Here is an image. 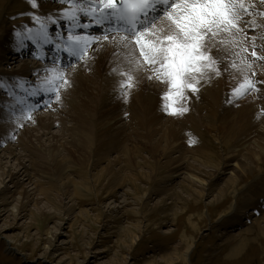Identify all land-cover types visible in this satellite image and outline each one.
Instances as JSON below:
<instances>
[{
  "label": "rangeland",
  "instance_id": "obj_1",
  "mask_svg": "<svg viewBox=\"0 0 264 264\" xmlns=\"http://www.w3.org/2000/svg\"><path fill=\"white\" fill-rule=\"evenodd\" d=\"M254 1L259 2L253 0V3ZM38 8L39 5L33 8L28 0H0V22L4 9H6L7 21L6 24L0 25V42L8 28L12 29L16 25L30 22L31 17L25 16L27 10H33L36 13ZM259 8L264 11V6ZM257 9L256 6L253 12ZM252 18L246 15L242 18L240 25L246 27L248 25L246 22ZM254 18L257 24L264 25V19L255 16ZM161 21L157 24L159 25ZM261 30H264V27L246 31L248 36L250 35L247 38L248 45H252L250 38L258 37ZM255 50L258 55L264 56V50ZM249 53L241 51L240 56L247 57ZM6 56L8 60L12 58L11 66L0 65V81L6 84L16 82V78L10 80L7 77H13L12 75L22 66L23 60L32 65L41 64L38 61L30 62L26 60L29 59L27 57L20 59L17 56ZM13 58L19 61L14 63ZM257 61L252 65V71L257 80L264 81V63ZM56 66L59 65L56 64ZM72 68L61 70L67 72ZM46 74L51 76V73L40 75L46 77ZM40 75L29 80L38 79ZM227 75L223 74V78L228 83L223 80L224 88H222L230 92L236 80L235 78L231 80ZM239 75L244 77L242 72ZM218 77L220 78L221 75ZM35 82L37 83L38 80ZM157 83H159L157 85L164 84L159 81ZM67 87L70 88L69 85L60 87L59 102L53 97L50 106L33 112L31 120L20 119L21 114L13 111L15 107L12 105L16 103L15 98L8 97V103H6L5 93L2 90L7 87L4 85L2 90L0 89V132H8L5 136L10 145L9 148L16 154L25 156L27 152L21 147H24L26 139L30 136L33 143L38 144L39 141L36 139L38 135L42 138L41 144L44 143V146L59 139L63 143L67 142L66 145L64 144L66 149L60 146L58 154L68 166L58 181L54 182L46 177L44 179V176L51 178L44 173L41 177H37V167L41 164L42 166L51 164L52 159L47 155L33 153L37 163H35L36 166H32L29 173L34 175L32 177L37 182V186H34L33 181L28 183L24 179V182L22 181L24 184L13 189V184L11 186L5 173H18V160L6 154L4 150L6 145L0 147V160L2 159L0 161L2 174L0 203L8 198L7 203L0 206V209L2 208L0 211V264H264V233H260L258 229L259 225L264 227V160L260 162V170L250 173L240 181L234 194L229 193L218 202L215 200L230 177L229 175L220 177L226 159L231 155L241 158L243 154H247L248 150L249 155L251 150L262 151L263 149L260 148L261 145L260 147L248 145L251 129H242L246 122L242 127H239L241 122L238 126L235 124L233 131L229 132L232 125L223 116L214 124L210 119L212 111L203 107L205 111L198 112V107L194 105L197 100H192L189 102L190 108L188 105L189 110L182 116H173L165 111L155 114L152 120L159 124L149 131L145 130V127H138L136 118L140 117L134 114L136 111L131 112L133 109L131 104H128L131 100L128 99L125 100L127 107L122 111L126 118L125 124H122V130L127 131V136L130 135L129 140L124 141L121 139L123 137L113 135L114 141H110V137V144L107 142L105 148L101 145L102 150H98L101 158L106 160L104 159L105 161L98 167L92 168L90 161L83 163L84 153L75 147L78 146L77 137L81 135L80 120L77 116L80 114L83 116L86 113L83 106L78 108L73 103L63 101L62 94ZM257 93L258 91H250L246 96L250 97ZM196 103L199 104V101ZM238 105L228 106L224 113L233 107L241 109V104ZM10 106L11 110H8ZM263 110L259 108L257 113H264ZM98 112L100 110L95 111L96 118ZM15 114L18 115L15 116ZM193 117L200 121L197 126L189 124ZM14 118H18L14 127L20 124L22 126L13 128V132L10 128L13 127ZM37 118L47 119L46 121L52 123L50 132L46 129L41 130L35 124ZM87 118L92 122V117L87 116ZM166 124L175 125L178 131L180 130L179 142H183L180 153L171 149L176 141L171 143V140L164 142L162 139V132L167 128ZM91 129L93 132L89 131L88 134L91 136L88 135V138H91L92 149L96 150L98 140L94 129ZM25 130L28 131L27 136L24 135ZM149 132L153 135L152 143H139L141 145H136L135 149L130 147L131 141L143 142L141 134L147 135ZM118 137L122 142L118 140ZM2 140L0 138L1 142ZM192 140L195 143H190ZM74 141L76 142L73 145ZM108 146L110 148H107ZM179 156H184L185 160L177 162ZM179 164L183 165V170L175 174L174 168ZM120 169L123 170L120 171ZM118 171L124 178L120 185V179L114 177ZM22 178H19L20 181ZM61 180L67 186L66 195L61 194L59 187ZM210 186L214 189L213 196H208ZM7 187L11 188L13 193H7L6 197L2 194ZM79 188L81 191H78ZM24 190L36 193L34 196L36 203L27 205L23 203ZM42 191L48 192L50 196L45 197ZM246 211L247 214L243 215ZM238 222L242 224L239 225ZM51 243L58 249L56 259L45 257L46 247ZM191 245L192 249L188 257H184V253ZM238 245L241 246L240 251L233 255L232 251Z\"/></svg>",
  "mask_w": 264,
  "mask_h": 264
},
{
  "label": "bare ground",
  "instance_id": "obj_2",
  "mask_svg": "<svg viewBox=\"0 0 264 264\" xmlns=\"http://www.w3.org/2000/svg\"><path fill=\"white\" fill-rule=\"evenodd\" d=\"M249 1H252V0H246V3H250ZM37 4L39 5V8L37 9L36 13L33 10H27L25 12V16L28 15L29 17H31L30 22L24 23L23 25H19V26L16 25L17 27L15 26L12 29L8 28L6 35L3 37V39L0 42V65L7 64L6 66H11L10 61L12 60V58L8 60L6 55H11L13 57L17 56L20 59L21 58L24 59L25 57H32L33 61L37 60L38 62H41V65L38 63H34L32 65V64L26 63V61L23 60L22 66L18 69V71L15 74L12 75L13 78H16L19 83H23L24 81H30L29 79L32 76L37 77L38 75H40L42 73H49V72H46L45 69L53 67V63H52L53 58L57 57L54 55V53H57V55H59V57L63 61V64H61L60 61H57L56 64H58V65L59 64H61V65L69 64L67 59L60 56L61 54L64 55L65 52H63V51H59V53L57 52V50L55 48V43L58 41L56 39V36L53 35L54 34L53 31H55V30H53V31L50 30V28H55L56 30L63 28V29H66L68 31V28H70L71 25L68 24L64 19H58V15L64 9H67L69 7V5L68 4H61V3L57 2V0H37ZM5 10L6 9L3 10V16L1 18L0 25L7 23L6 18H5V15H6ZM34 17H40L41 19L39 21H37L36 19H34ZM52 20H57V23L55 25H53L51 23ZM41 23H44L48 26V30L53 37V44H51V45H40V44L33 43V41L28 38L29 35H31L28 30L32 29L33 33H34L37 29H39ZM165 23H167V21L162 20L159 23V25L165 24ZM247 26L245 27V26L240 25V27L242 29H244V32L236 34V39L240 43L239 47H237L235 49H231V50H225L224 48H221V51L218 54V57L223 59V63L220 65V67L222 69L221 74H220L221 77L219 78L215 74H212L211 80H209L207 82H202V86L200 88L199 93L196 95L189 94L191 96V98L185 103V106L188 107L190 101H192V100L199 101V104L196 103L197 101L194 103V105L196 107H198L197 111L201 113L203 110V107H204V109H208L209 111H212L210 119L212 122H214V124H215V122L219 121L220 117L223 116L227 120V122H229V124L231 123L230 125H232V126H230L231 128L228 130L229 132L233 131L235 124H237V126H238L239 125L238 123L241 122L242 124L239 127H242V125L246 122L245 127H243L242 129H244V128H248L249 130L251 129V133L249 135V144L248 145H250V144L251 145H257V146L261 145V147L260 146L259 147L263 148L262 151H257V150L252 151L251 150L249 155H248V152H249V150H248L247 154H243L241 158H239L237 155H231L228 159H226V161L222 167V172L220 173V177L222 175H224V176L229 175L230 177L226 181L225 185L221 188V190L218 194L219 196H216V199H215L216 202L221 201L222 198L225 197L229 193L234 194V192H236V186L240 183V181L243 180L250 173L252 174L254 171L260 170L261 169L260 168V166H261L260 162L262 159L264 160V115H263L264 113H259V112L257 113L259 108L264 109V97H261L262 95H264V85L257 84V87L260 89V91H258L257 94H253V96L247 97L246 96L247 94H246L240 99L232 98V102H228L229 98H230V93L232 90L230 92H228V91L226 92V90L223 89L224 85L222 83V81L225 80L223 78L224 73H226V75L228 74L227 76L231 80H232V78H235L236 82L233 81V82H235V84H234V86H232V89L235 88V85L236 84L238 85V83H240L244 79L245 76H251L250 72L245 71V72H242V73H244V77H240V75H239L240 71H237L236 69L229 67V64L232 60H235L237 64H241V58L244 57V56L243 57L234 56L232 54L233 51L241 52V48H248L249 47V50H250V47H252V45L247 44V42L249 40L247 38H249V36H250V35L248 36V34L246 32L250 28ZM94 31L96 32L97 35L100 34L99 29H95ZM18 32L21 33V36H19V37L17 36ZM59 33L62 34V31H60ZM244 33L247 34V38H245ZM261 35H264V30L260 31L259 36L257 37L258 41L256 39L255 44H256V49L262 50V48H264V40H261L259 38ZM109 39H111V37H109ZM250 43H252V41ZM101 44H102V47H100L95 53H93L92 48H96L97 46L93 45L91 48H89L87 56L85 57V60L72 62L71 65H73V68L70 71H67V72L64 71L63 72L65 74V78L71 81V83L69 85L70 88H68V87L65 88V90L63 92L64 94H62L63 95V101L73 103L78 108L83 106L85 113H86L83 116H82V114L77 116L78 119L80 120V132H81L80 134L81 135H79V137L76 136L78 138V140H77L78 146H75V147L79 148V150H81L84 153V154L82 153L83 154L82 156L84 158V159H82L84 161L83 163H87L88 161H90L92 168L98 167L100 165V163H102L103 161L106 160L105 158H101L100 151H98V150L101 149V145L103 147L104 146L106 147L107 142H109V144H110V141H114L113 135L114 136L118 135V136L123 137V138H121V137L120 138L124 139V141L129 140L128 138L130 135L127 136V134H126L127 131L123 132L124 129L122 130V128H123L122 124L124 125L125 121H126V118L122 112L124 110V108L127 107L125 100H128V99L131 100V103H128V104H131V108L133 109L131 112L136 111V113H134V114H136V115L138 114V116L140 117L139 118L140 120L138 119V117L136 118L138 120L137 121L138 127H140V128L145 127L146 128L145 130L150 131L154 128V126L159 124V123L155 122V120L153 122L152 118L155 116V114H161L162 111L164 112V110L162 109L163 100L161 99V96L164 92L168 91V85L167 84L164 83L162 85H157V84H159V83H157V80H151L150 81V80L146 79L145 73L135 72V73H133V75L136 77L135 87L131 88L130 90H127L129 92V94L127 95V97H125L123 95V90L121 89L120 85L116 86V85L120 84V81L123 79V77L119 76L116 73H112L111 70L113 68H117V67L120 69L126 70L127 65L124 63L122 56H116L113 54L114 51H116V49H114L112 44L108 43L107 41H103V40L101 41ZM47 52L49 53V55H47ZM212 54L214 56H217V52H216L215 48H213ZM241 54H243V53H241ZM93 55L95 56V59H92ZM253 59L254 58L251 57L250 53H249L247 55V60L252 61ZM13 60H14V63L19 61V59H14V58H13ZM260 61L264 63V60H260ZM257 62L258 61L256 60L255 63H257ZM241 66H243V65H241ZM225 67H228V71H223V68H225ZM86 73H88L89 75H87ZM235 74H236V76L234 77ZM51 75H55V74L51 73ZM253 79L257 80V78L255 76L253 77ZM257 81H259V80H257ZM226 82L227 81L225 80V83ZM229 86H231V85H229ZM115 87H118V88L116 89ZM114 88L116 90H114ZM230 89H231V87H230ZM258 98H261L262 100L260 101ZM76 100H78V101L76 102ZM238 104H241V106H242L241 109L240 108L235 109V107H233L232 108L233 110L230 109V111L224 113L225 109L228 106H230V105L236 106ZM71 108H73V107H71ZM98 108H99L100 112L97 113V118H96L95 117V111H99V110H97ZM189 108H190V105H189ZM37 109H41V108H37ZM228 110H229V108H228ZM203 111H205V110H203ZM124 112H127V111H124ZM73 114H75V113H73ZM260 114H262V115H260ZM192 115H191V117H192ZM87 116L92 117V119H91L92 122L89 120V118H87ZM133 118L135 119V117H133ZM46 120L47 119L37 118L35 120V124H37V126H39L41 128V130L46 129L48 132H50L49 130H50V127L52 126V123L50 121H46ZM198 122H200V121H197V119L193 117L191 119L190 123H189V121H187V126H189V124H195V126H197L199 124ZM21 126H22V124H20L19 126H16V127H21ZM166 126H167L166 130L163 131V132H165V134L162 132L163 141L165 142V140H166L169 142L171 140V143L176 141L172 145L173 148H171V149L174 152L180 153V149L181 148L183 149V146H182L183 142L182 143L179 142V139L181 140V137H179L180 130L178 131V127H175V125L172 126V125L166 124ZM164 127H165V125H164ZM215 127H217V126H215ZM220 127H221V125H220ZM91 128L94 129V131H95L94 134L96 136V139L98 140V142L95 141L96 143H98L96 150L92 149L91 138H88V135H90V134H88L89 131H92ZM78 129L79 128H77V130ZM237 129H238V127H237ZM74 130H76V129H74ZM72 132H74V131H72ZM5 134H8V132L7 133L0 132V138L3 139L2 142L0 141V147H2L3 145H6V147L4 146V148H5L4 150H5L6 154H8L9 156H12V157H16V159L18 160L19 172L18 173H11V174L5 173L6 177H8L10 182H11V186L13 184V187H12L13 189L24 184V183H22V181L24 179L28 183L33 181L34 186L35 185L37 186V182H35V179L33 178L34 175L29 173L32 166H36L35 163H37V161L35 160L36 157H34L33 153H38V154H41L42 156L47 155V156H50V158L52 159L51 160L52 162H50L51 164H45V166H42L43 164H41V165L38 164L40 166L37 167V169H38V173H36L37 177L38 176L41 177L42 173H44L45 175H48L51 177V178H49V177L43 175L44 179L48 178L51 181L55 182V181H58V179L62 178L65 171L68 169L67 164L62 160L63 158L61 159V156L58 154L59 153L58 150H59L60 146H62L64 149H66L65 145L67 142L63 143L61 140L56 139V140H54V143H53L49 140L50 139L49 138L48 140L53 144L50 143V145L47 144L48 146H44V143L41 144L43 142L42 138H40L36 134L37 135L36 139L39 141L38 144L33 143V140L30 139L31 136L29 138H27L26 139L27 141L24 144V147H21V148L25 149V151L27 152V154L25 156H23L20 154L19 155L16 154L13 149L9 148L10 145H8V141H7ZM27 134H28V131L26 132V130H25L24 135L27 136ZM32 134H34V133H32ZM94 134H92V135H94ZM47 136H49V135H47ZM47 136L45 138H47ZM84 136H87V137H84ZM110 137H111V139H110ZM137 137H140V135H137ZM141 137L144 140L143 142L142 141L141 142L131 141L130 147H133L135 149L137 147L136 145H138V146L141 145L139 143H142V144L152 143L153 135L150 132L147 135L141 134ZM71 138H73V137L71 136ZM109 139H110V141H109ZM114 139L116 142V137H114ZM118 140H120L119 137H118ZM75 142L76 141H74V143H72V144L74 145ZM93 142H94V140H93ZM22 144H23V141H22ZM37 145H39V146H37ZM250 146H249V148H250ZM107 148H110V147L108 146ZM96 155H97V157H96ZM35 156H36V154H35ZM68 156H69V154H68ZM37 157H39V156H37ZM181 160H185L184 156H179V159H177V162H179ZM174 169H175V174L177 172L179 173L183 170V165L179 164ZM122 170L120 169V171H122ZM120 171H118L114 175L115 178L120 179L119 185H120V183H123V180H124V178H122ZM5 175L3 174V176H5ZM0 176H2V174ZM19 178H22L21 181ZM200 180H198V181H200ZM112 181H113V179H112ZM62 182L63 181L61 180L59 183V185H60L59 187L62 189V190L60 189V191H61V194L63 193V195H66L67 186L65 183L63 184ZM52 184L55 185L54 183H52ZM25 185H26V183H25ZM89 185H90V182H89ZM87 190H89V188ZM33 191H34V188H33ZM78 191H81L80 188L78 189ZM21 192H22V190H21ZM34 192H29V191L23 192L22 201H24L23 202L24 204L27 205L28 203H32V202L36 203V200L34 197L36 193H34ZM36 192H37V190H36ZM213 192H214V189L212 188V186H210V188H208V196L212 195ZM7 193H9V194L13 193L12 189L7 187L2 195L6 196ZM42 194H44L45 197H47V198L50 196V194L48 192L45 193V191H42ZM6 197H4V198H6ZM7 199L8 198H6L4 201H2L3 203H0V206L3 204H6L8 201ZM42 208H44V207H42ZM1 209H0V211H1ZM35 211L37 212L36 207H35ZM42 213H43V211H42ZM246 214H247V211L243 213V215H246ZM241 224L242 223H239V225H241ZM258 229H259L260 233H264V227L259 225ZM50 242H51V240H50ZM240 248H241V246H239V245L235 246V249L232 251V254L236 255V253L238 251H240ZM191 249H192V245L187 248V250L183 256L188 257V254L190 253ZM57 253H58V249L56 248V246H54V244L51 243L50 246L46 247L45 257L48 256V258L56 259L58 257Z\"/></svg>",
  "mask_w": 264,
  "mask_h": 264
},
{
  "label": "snow or ice",
  "instance_id": "obj_3",
  "mask_svg": "<svg viewBox=\"0 0 264 264\" xmlns=\"http://www.w3.org/2000/svg\"><path fill=\"white\" fill-rule=\"evenodd\" d=\"M33 8L38 7L37 0H28ZM61 4H68L58 19H64L71 25L66 38L58 32L55 43L57 52L63 51L75 61L85 60L89 48L95 53L102 47L101 41L112 44L114 55L122 56L127 69L113 68L112 73L123 77L120 87L123 95L127 97L131 88L135 87V72L145 73L146 79L157 80L168 85L161 99L164 101L162 109L170 115L182 116L189 109L185 103L191 95L199 93L202 82L211 80L212 74H221L220 65L223 59L218 57L221 48L235 49L240 46L236 39L237 33L244 32L240 27L243 16L253 17L247 21L249 30L254 31L259 25L253 16L254 3L246 0H57ZM264 4V0H259ZM264 17V11L258 13ZM163 17L167 23L158 25L157 21ZM39 21L40 17H34ZM55 25L57 20H52ZM99 29L100 34L94 31ZM78 30V31H77ZM29 39L40 45L53 44V37L44 23ZM245 38H247V34ZM21 36V33H17ZM111 37V39H109ZM264 40V35L259 37ZM252 49L248 61L241 58V64L232 60L229 67L240 72H250L238 85L232 89L228 102L232 98L240 99L250 91H260L257 84L264 81L253 79L252 65L256 60H264V56L256 52V36H252ZM216 49L217 56L212 54ZM264 50V49H262ZM249 52L248 48H241ZM240 57L239 51L232 53ZM92 59H95L93 55ZM57 61H63L57 55L53 58V67L45 71L54 73L42 79L41 86L30 93L31 96L41 95L48 97L43 101L44 106H50L52 97L59 102L60 87L70 85L71 81L65 78L62 71H57ZM243 65V66H241ZM71 67V64L63 65ZM228 71V67L223 68ZM4 85L0 84V88ZM21 105V117L31 120V113L35 111L40 102L29 104L25 98L18 101ZM190 143H195L194 140Z\"/></svg>",
  "mask_w": 264,
  "mask_h": 264
}]
</instances>
